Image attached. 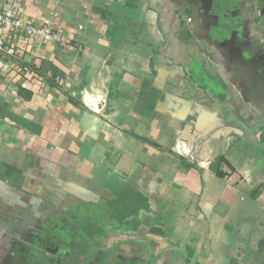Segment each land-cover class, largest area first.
I'll use <instances>...</instances> for the list:
<instances>
[{"label":"crops","instance_id":"1","mask_svg":"<svg viewBox=\"0 0 264 264\" xmlns=\"http://www.w3.org/2000/svg\"><path fill=\"white\" fill-rule=\"evenodd\" d=\"M217 1L13 0L61 39L0 49V264H261L264 0Z\"/></svg>","mask_w":264,"mask_h":264},{"label":"built area","instance_id":"2","mask_svg":"<svg viewBox=\"0 0 264 264\" xmlns=\"http://www.w3.org/2000/svg\"><path fill=\"white\" fill-rule=\"evenodd\" d=\"M20 32L32 38H39L43 42L61 39L50 19H44L39 25L28 23L13 6V0H6V4L0 5V49L4 50L10 43L9 37Z\"/></svg>","mask_w":264,"mask_h":264},{"label":"flooded vegetation","instance_id":"3","mask_svg":"<svg viewBox=\"0 0 264 264\" xmlns=\"http://www.w3.org/2000/svg\"><path fill=\"white\" fill-rule=\"evenodd\" d=\"M233 25V24H232ZM234 27L236 26V24L233 25ZM244 29V26L242 27ZM235 30H236V27H235ZM259 243L261 245L260 247V254H259V261L261 264H264V237H262L260 240H259ZM107 260H110V262H113V261H116V258L113 257V256H110L109 259ZM64 261V260H63ZM66 264H68L66 261H64Z\"/></svg>","mask_w":264,"mask_h":264},{"label":"rangeland","instance_id":"4","mask_svg":"<svg viewBox=\"0 0 264 264\" xmlns=\"http://www.w3.org/2000/svg\"><path fill=\"white\" fill-rule=\"evenodd\" d=\"M251 159H253V158H251ZM250 163H253L252 160L249 161V163H248V167H249V169H250V167H251V164H250ZM258 164H259V165H258L259 168H260V166H261V167H264V162H263V161L259 162ZM254 170H256V169H254ZM257 170H260V169H257ZM259 173H260L259 177H260V176L264 177V175H263L264 172L261 171V172H259ZM94 211H95V210H94ZM89 245H90V248H91V247H92V246H91L92 243L89 242ZM117 262H118V261H117ZM120 264H123V263H120ZM128 264H129V263H128Z\"/></svg>","mask_w":264,"mask_h":264},{"label":"water","instance_id":"5","mask_svg":"<svg viewBox=\"0 0 264 264\" xmlns=\"http://www.w3.org/2000/svg\"><path fill=\"white\" fill-rule=\"evenodd\" d=\"M216 4L219 9H222L224 6H226V4H228V0H218Z\"/></svg>","mask_w":264,"mask_h":264},{"label":"trees","instance_id":"6","mask_svg":"<svg viewBox=\"0 0 264 264\" xmlns=\"http://www.w3.org/2000/svg\"><path fill=\"white\" fill-rule=\"evenodd\" d=\"M222 160H224L225 158H221ZM218 175L222 176V173L221 172H217Z\"/></svg>","mask_w":264,"mask_h":264}]
</instances>
